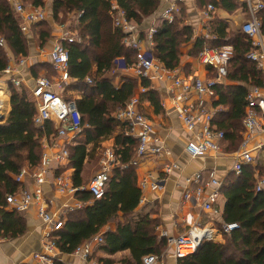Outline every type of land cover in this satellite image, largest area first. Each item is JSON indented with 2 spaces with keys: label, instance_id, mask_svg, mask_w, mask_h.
Wrapping results in <instances>:
<instances>
[{
  "label": "trees",
  "instance_id": "1",
  "mask_svg": "<svg viewBox=\"0 0 264 264\" xmlns=\"http://www.w3.org/2000/svg\"><path fill=\"white\" fill-rule=\"evenodd\" d=\"M25 1L27 5L41 7L45 3V0ZM159 1L119 0V4L127 18L140 26L157 9ZM202 2L204 5L213 3L230 13L239 8L246 12L244 0ZM179 6L180 13L174 17V21L159 23L153 36L151 55L167 70L178 67L180 48L192 36V27L183 23V7ZM50 7L55 19L73 12L79 15L80 40L64 42L68 50L70 77L64 91L80 94L74 100L84 139L67 146L69 156L61 170L71 168L73 185H82L81 173L85 160L93 159L100 142L110 138L114 141L113 149L119 162L101 198L95 199L87 191L76 193L80 200L88 203L81 209L68 212L63 226L51 235V240L59 255L67 256L78 245L100 234L103 243L98 248L109 257H98L93 253L92 259L98 264H142L144 256L161 255L167 245L165 238L156 235L159 223L156 217L151 216L153 210L137 211L141 191L135 168L127 164L137 140L125 135L122 124L114 119L113 113L129 101L138 85L148 88L149 81L145 78H124L120 86L112 84L110 74L117 67L116 61L122 59L124 66H129L135 62L136 51L124 45L123 34L113 28L107 0H52ZM260 17L264 23V10ZM43 22L33 24L31 33L33 28H42ZM207 24L213 30V38H198L190 52L193 55L205 46L220 47L228 41L230 34L234 35L233 56L226 77L228 83L213 85L216 99L210 103L212 108L221 107L213 123L224 133L225 150L233 151L245 136L243 118L247 93L250 88L264 87V74L252 65L247 66L249 61L245 54L251 46L245 34L232 29L227 32L228 24L220 19ZM51 31L53 28L48 24L47 29L35 33L41 47L51 42ZM140 31L143 35L144 32ZM27 35L21 32L19 20L7 1L0 0V38L16 57L28 56ZM4 44H0V73L8 63ZM47 67L51 73L46 76L52 78L54 70L48 64L34 65V76ZM87 78L93 81L92 85L86 82ZM0 88L5 92L3 87ZM9 90L10 112L0 123V235L15 238L25 232V221L19 213L6 209L5 197L18 190L20 185L13 177L25 164L34 167L40 163L42 136L53 134L55 137L56 132L51 123L46 124L44 129L34 125L35 106L23 88L9 84ZM144 96L154 112H159L158 93L150 89ZM64 97L66 100L72 98ZM122 164L125 166L120 167ZM256 180L254 168L250 165H244L239 175L232 172L226 178L221 189V196L225 198L222 220L224 223H236L237 228L223 234L222 241H204L193 254L177 259L176 264H264V191H255ZM111 223H114L112 230L104 229ZM122 251H128V254L118 261L111 258ZM55 264L65 263L57 258Z\"/></svg>",
  "mask_w": 264,
  "mask_h": 264
},
{
  "label": "built area",
  "instance_id": "2",
  "mask_svg": "<svg viewBox=\"0 0 264 264\" xmlns=\"http://www.w3.org/2000/svg\"><path fill=\"white\" fill-rule=\"evenodd\" d=\"M6 1L17 16L19 28L23 34H28L33 24L44 21L47 17L45 9L41 6H25L21 0ZM107 1L113 28L120 30L123 34L122 43L136 51L135 62L126 66L127 72L137 78H145L149 82L152 79H165L167 92L173 103L176 105L179 102L181 105L178 107V117L192 132L191 137L184 145V151L190 157H201L208 152L222 153L224 133L217 129L213 123L216 113L221 110V107L212 108L206 101V97L215 96L213 85L222 84L226 79L229 61L233 56L232 46L203 47L197 54L198 61L210 68L213 76L205 80L195 78L186 81L178 75L176 69L167 70L152 57L153 36L157 26L149 27L141 35L139 25L127 18L119 0ZM244 1L248 18L240 24L239 31L246 35L251 46L246 52L245 58L264 74V23L260 17L261 11L264 10V0ZM180 2L182 0H176L165 7L159 15V23L162 21L172 23L174 17L180 13L178 5ZM214 11L213 3L206 4L201 10L200 14L205 23L212 19ZM57 32L58 35L49 51V63L54 70V75L52 78L45 74L37 76L29 88V98L36 110L33 117L34 125L39 129H44L46 124L51 123L56 132V138L69 137V140L61 143L53 141L50 145L49 140H53V134L43 135L40 140L42 148L40 163L34 167L22 168L18 174L14 175V181L20 186L16 192L7 194L5 197L7 210L25 213L34 208L36 216L41 221L43 227L41 249L43 253L34 255L36 264H55L59 251L51 240V235L63 226L65 215L68 212L81 209L88 203L77 198L76 193L87 191L93 198H101L113 169L119 164L112 147L102 148L98 169L86 186H74L71 175L67 174L65 168L61 170L66 165L69 156L67 146L78 142L83 126L80 123V114L77 111L74 98L66 100L63 96L64 86L70 81L68 50L64 42L75 40L74 32L64 26ZM0 44H4L3 38H0ZM25 61V58H21L16 64L8 65L5 68L11 75L9 82L16 88L22 87L20 67L25 64ZM86 82L90 85L93 84L90 78H87ZM146 89L140 87V94H145ZM246 99L243 118L245 136L240 144L242 150L236 152L235 162L231 169L235 175L241 173L244 165H251L254 162L252 150L244 149L247 141L254 133L264 132V87L250 88ZM141 102L138 95L132 96L123 107H119L113 113L114 119L122 124L125 135L137 140L134 153L127 163L134 168H137L146 157L152 154L160 158L165 153L159 139L152 136L153 127L141 110ZM195 127L198 129L194 130ZM53 147H55V151H50V148L53 149ZM123 166L125 165H120V167ZM177 169H179V165L171 161H165L162 167L164 174H170ZM26 179L30 181L28 188L23 186ZM161 181V178L148 172L139 177L137 184L141 191L148 186L161 188ZM45 185H49L59 195L69 196L72 203L60 210L50 211L44 197ZM222 186L223 181L216 177L214 170L197 171L185 179L182 185V199L185 202L195 201L201 210L217 214L216 206L221 197ZM206 189H209L207 193H205ZM255 191H264V175L257 178ZM235 228H237L236 223L223 222L212 232V229L208 227L194 225L185 233L176 236L162 234V238H165L166 245L172 247L171 256L177 260L193 254L200 246V242L215 240L214 231L215 234L223 236ZM102 243V236L95 235L91 240L78 245L72 254L81 258L86 264H98L92 259L93 248ZM163 256V254L146 255L142 258V264H165Z\"/></svg>",
  "mask_w": 264,
  "mask_h": 264
},
{
  "label": "crops",
  "instance_id": "3",
  "mask_svg": "<svg viewBox=\"0 0 264 264\" xmlns=\"http://www.w3.org/2000/svg\"><path fill=\"white\" fill-rule=\"evenodd\" d=\"M176 2V0H160L157 9L148 17H146L141 25L140 30L144 33L151 26L159 25V15L168 5ZM202 0H182L178 3L183 7V23L189 24L192 27V36L190 40L182 44L180 48L179 65L176 68L178 75L186 81H191L195 78L202 80L208 79L213 76V72L207 66L200 64L197 58V54L193 55L190 52L194 48V43L198 38H213V30L205 23V20L201 16V10L205 7ZM248 18V13L242 9H237L234 12H228L220 6H215V11L211 20H223L228 24L227 32L230 29H239L240 24ZM210 20V21H211ZM209 21V22H210ZM31 32V30H30ZM29 32V33H30ZM28 33V34H29ZM58 32L52 33V40L44 47L36 45L35 41H28L29 54L26 57H16L13 52L4 44L5 55L8 58V65L16 64L21 58H25V64L20 67L22 87L26 91L29 98V88L32 86L34 79L40 74H44V70L41 69L36 76L33 74L34 65H43L49 63V51L52 44L57 37ZM146 47V46H144ZM117 67L113 74H110L112 84L115 87L120 86L124 78L137 79L135 75L127 72L126 66H124L122 59H118ZM11 75L4 69L0 73V87L5 89L4 96L0 98V115H3L4 120L7 118L10 112V90L9 79ZM166 80L152 79L149 84L148 90H155L158 93V99L160 104V111L154 112V108L150 105L144 94H140V85L134 91L133 96L138 95L141 98V110L143 114L150 120L153 133L152 136L158 138L161 147L165 151L163 157L157 158L153 154L146 157L142 163L135 168L137 180L144 173H151L155 177L162 179L161 188H152L150 186L141 190V198L137 211L145 212L152 209L151 216L158 219V225L156 226V235L158 238H162V234L167 236H176L185 233L191 226L198 225L200 227H208L216 230L219 225L223 223L222 211L225 204V198L220 197L216 206L217 214H213L209 211H203L199 208L195 201H183L182 199V185L185 179L191 177L197 171L214 170L216 177L225 182L226 178L232 173V166L235 162V154L239 150H242L239 145L233 151L225 150L226 141L223 143L222 153L216 154L214 152H208L201 157H190L184 151V145L186 141L191 137L192 132L188 130L178 117L179 102L175 105L167 92ZM228 80L223 81V85L227 84ZM21 87V88H22ZM0 90H3L0 88ZM145 91V92H146ZM2 91H0V95ZM78 97L80 94L74 92ZM215 96L209 98L206 97V101L211 103ZM194 99V98H193ZM216 99V98H215ZM30 100V98H29ZM225 109V108H224ZM198 128L195 127L194 130ZM69 138V137H68ZM67 137L52 138L49 140L51 145L53 141L59 143L68 141ZM84 135L81 134L78 141H83ZM57 142V143H58ZM113 139H107L98 145L96 149L95 163L93 159L87 158L84 162L83 170L81 173L83 186H86L92 175L98 169V163L100 158V151L104 147L113 148ZM260 145V146H259ZM90 146V145H89ZM244 149L252 150L254 152H261L264 159V132H256L247 141ZM50 151H55V147L50 148ZM238 151V152H239ZM165 161L175 162L179 165V169L172 171L170 174H164L162 167ZM264 161V160H263ZM93 162V164H92ZM263 165V164H262ZM254 168V177L257 179L261 176L264 166L255 165V162L251 164ZM29 165L25 164L23 168H28ZM67 174L71 175L73 170L65 167ZM264 175V171L263 174ZM24 187H30V181L25 180ZM209 189H206V192ZM44 197L48 203L50 211H57L61 208H65L72 203V199L66 195H59L49 185L44 186ZM77 197V196H76ZM78 198V197H77ZM23 216L25 221V232L18 237L10 238L0 235V264H36L34 255L36 253H43L41 249V236L43 233V227L41 221L35 214L34 208L29 209L25 213H19ZM114 223L108 224L104 229L112 230ZM214 238L221 239L222 236L215 234ZM97 247V246H96ZM95 247V248H96ZM101 254H96L98 257H109L103 251ZM124 253V256L128 254V251L118 252L117 254ZM163 254V260L165 264H176V260L171 256L172 247L167 245ZM113 255V256H114ZM58 258L65 264H86L81 258L76 255L70 254L67 256L59 255Z\"/></svg>",
  "mask_w": 264,
  "mask_h": 264
},
{
  "label": "rangeland",
  "instance_id": "4",
  "mask_svg": "<svg viewBox=\"0 0 264 264\" xmlns=\"http://www.w3.org/2000/svg\"><path fill=\"white\" fill-rule=\"evenodd\" d=\"M51 1L52 0H45V3L42 6L45 9L46 13H47V17H46V19L43 22V27L42 28L38 27V29L37 28L36 29L33 28L32 29V33L30 32L28 35L26 34L27 35V40L28 41L29 40L30 41H32V40L35 41V44L36 45L39 44V47H41L40 46V42H39L40 40H38L37 37H35L36 36L35 33H38L39 30L47 29V25L48 24H50V26H52V28H53V31H51L52 33L55 32V30H58L59 28H63V26H64V27L69 28L72 32H74L73 33L74 34V39L80 40L79 39V35H78V30H79V25H78L79 24V17H78V15L75 12H73V13H69L67 15H59V18L58 19H55L53 17V15H52L51 7H50ZM21 3L23 5H25V6H27L25 0H21ZM232 30L237 31L239 29H235L234 28ZM228 38H229L228 41L225 42V43H223V44H221V45H229V46H232L233 47V44H234V40H233L234 35L233 34H230L228 36ZM247 66L250 67L251 66V63L248 62ZM48 73H51L50 68H48V67L47 68H44V74L46 75ZM113 73H114V71H112L111 74H113ZM63 95L64 96H70V97H73V98L75 96L74 92L68 91L66 89H65V91L63 90ZM81 134H83V133H81ZM65 142H67V141H65ZM95 159H96V157L93 158V162L94 163L96 161ZM263 160L264 159H263V157L261 155V152H254V162H255V165L256 166L257 165L264 166V161ZM93 162H92V164H93ZM262 174H263V171H261V175ZM222 239H223V237L221 239H216L215 238V240H213V241H222ZM95 247L93 248V251H94L93 253L95 255L96 254H101L100 253L101 250L98 248V246L96 248ZM123 256H124V253L111 256V258H113L115 261H118Z\"/></svg>",
  "mask_w": 264,
  "mask_h": 264
},
{
  "label": "water",
  "instance_id": "5",
  "mask_svg": "<svg viewBox=\"0 0 264 264\" xmlns=\"http://www.w3.org/2000/svg\"><path fill=\"white\" fill-rule=\"evenodd\" d=\"M3 121H4V117H3V115H0V123ZM200 244H201V242H200Z\"/></svg>",
  "mask_w": 264,
  "mask_h": 264
},
{
  "label": "bare ground",
  "instance_id": "6",
  "mask_svg": "<svg viewBox=\"0 0 264 264\" xmlns=\"http://www.w3.org/2000/svg\"><path fill=\"white\" fill-rule=\"evenodd\" d=\"M0 91H1V90H0ZM2 92H4V91H2ZM0 107H2V105H1Z\"/></svg>",
  "mask_w": 264,
  "mask_h": 264
}]
</instances>
